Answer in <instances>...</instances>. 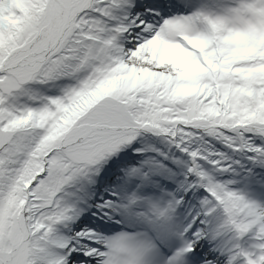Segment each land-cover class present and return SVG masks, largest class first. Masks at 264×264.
Masks as SVG:
<instances>
[{"label": "snow or ice", "instance_id": "snow-or-ice-1", "mask_svg": "<svg viewBox=\"0 0 264 264\" xmlns=\"http://www.w3.org/2000/svg\"><path fill=\"white\" fill-rule=\"evenodd\" d=\"M0 264H264V0H0Z\"/></svg>", "mask_w": 264, "mask_h": 264}]
</instances>
